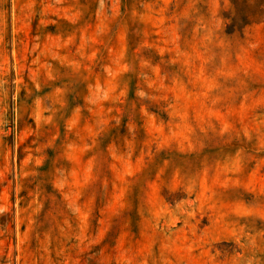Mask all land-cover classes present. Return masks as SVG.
<instances>
[{
  "label": "rangeland",
  "instance_id": "rangeland-1",
  "mask_svg": "<svg viewBox=\"0 0 264 264\" xmlns=\"http://www.w3.org/2000/svg\"><path fill=\"white\" fill-rule=\"evenodd\" d=\"M230 0H0V264H264V18Z\"/></svg>",
  "mask_w": 264,
  "mask_h": 264
},
{
  "label": "trees",
  "instance_id": "trees-1",
  "mask_svg": "<svg viewBox=\"0 0 264 264\" xmlns=\"http://www.w3.org/2000/svg\"><path fill=\"white\" fill-rule=\"evenodd\" d=\"M235 8V15L229 16L231 23L229 29L242 30L246 26L257 23L264 18V0H230Z\"/></svg>",
  "mask_w": 264,
  "mask_h": 264
}]
</instances>
